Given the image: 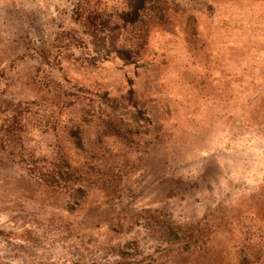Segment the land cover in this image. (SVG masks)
I'll list each match as a JSON object with an SVG mask.
<instances>
[{
  "label": "rangeland",
  "instance_id": "obj_1",
  "mask_svg": "<svg viewBox=\"0 0 264 264\" xmlns=\"http://www.w3.org/2000/svg\"><path fill=\"white\" fill-rule=\"evenodd\" d=\"M0 264H264V0H0Z\"/></svg>",
  "mask_w": 264,
  "mask_h": 264
},
{
  "label": "trees",
  "instance_id": "obj_2",
  "mask_svg": "<svg viewBox=\"0 0 264 264\" xmlns=\"http://www.w3.org/2000/svg\"><path fill=\"white\" fill-rule=\"evenodd\" d=\"M139 3L142 1V0H137ZM137 9H135L134 11H131L129 13H124V14H121V18L124 19L125 21H132L134 22V17L136 16L137 14ZM134 16V17H133ZM121 52V51H120ZM122 56V55H121ZM126 56V54H123V57ZM126 59V58H125ZM167 233H168V236H174L176 238H180L182 236H185L186 234L184 232L182 233H179V231H177L174 227H168L167 228Z\"/></svg>",
  "mask_w": 264,
  "mask_h": 264
}]
</instances>
